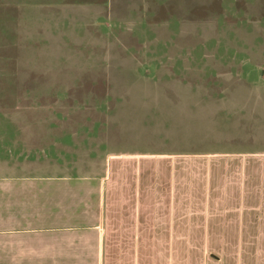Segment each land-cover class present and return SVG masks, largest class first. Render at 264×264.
Segmentation results:
<instances>
[{"label":"rangeland","instance_id":"obj_1","mask_svg":"<svg viewBox=\"0 0 264 264\" xmlns=\"http://www.w3.org/2000/svg\"><path fill=\"white\" fill-rule=\"evenodd\" d=\"M66 1L0 2V176L71 165L105 135L171 150L180 120L201 118L187 104L264 97V0ZM233 118L221 135L236 136Z\"/></svg>","mask_w":264,"mask_h":264},{"label":"crops","instance_id":"obj_2","mask_svg":"<svg viewBox=\"0 0 264 264\" xmlns=\"http://www.w3.org/2000/svg\"><path fill=\"white\" fill-rule=\"evenodd\" d=\"M255 97L204 100L201 113L186 103L201 118L180 120L190 136L170 132L171 150L105 135L104 154L74 151L71 165L46 158L35 173L0 176V264H264V97ZM232 116L236 136L221 135Z\"/></svg>","mask_w":264,"mask_h":264}]
</instances>
